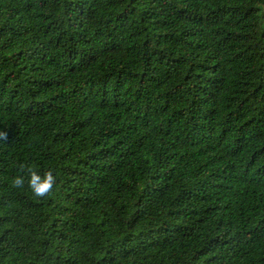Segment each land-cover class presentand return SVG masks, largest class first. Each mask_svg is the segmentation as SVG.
<instances>
[{"label": "trees", "instance_id": "16d2710c", "mask_svg": "<svg viewBox=\"0 0 264 264\" xmlns=\"http://www.w3.org/2000/svg\"><path fill=\"white\" fill-rule=\"evenodd\" d=\"M0 264H264V0H0Z\"/></svg>", "mask_w": 264, "mask_h": 264}, {"label": "clouds", "instance_id": "9594fccd", "mask_svg": "<svg viewBox=\"0 0 264 264\" xmlns=\"http://www.w3.org/2000/svg\"><path fill=\"white\" fill-rule=\"evenodd\" d=\"M27 180L28 186L31 188L32 193L37 197H42L52 190L56 177L51 171L41 173L39 171H31L27 177L21 175L14 179L16 186H22Z\"/></svg>", "mask_w": 264, "mask_h": 264}]
</instances>
